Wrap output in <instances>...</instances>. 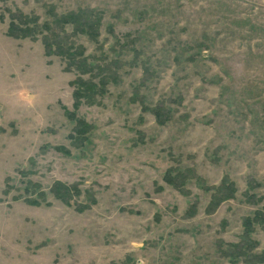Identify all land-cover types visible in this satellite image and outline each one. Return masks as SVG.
Segmentation results:
<instances>
[{
    "label": "rangeland",
    "instance_id": "374dc122",
    "mask_svg": "<svg viewBox=\"0 0 264 264\" xmlns=\"http://www.w3.org/2000/svg\"><path fill=\"white\" fill-rule=\"evenodd\" d=\"M78 8L100 12L95 41L51 22ZM6 9L50 24L92 71L46 54L40 35H7ZM76 77L105 83L75 99ZM54 181L78 190L68 205ZM263 252L264 0H0V264H264Z\"/></svg>",
    "mask_w": 264,
    "mask_h": 264
},
{
    "label": "trees",
    "instance_id": "16d2710c",
    "mask_svg": "<svg viewBox=\"0 0 264 264\" xmlns=\"http://www.w3.org/2000/svg\"><path fill=\"white\" fill-rule=\"evenodd\" d=\"M6 11L8 17L6 28L7 35L13 37H29L30 39H34L35 36L40 35L46 54H56L66 57L68 59V65H73L75 68L80 69L81 73L92 71L94 65L86 62L85 56H82L83 49H81L80 46H77L73 50H68L66 47H63L60 44V40L56 38L57 34L50 29L52 28L50 24L48 25L47 22L38 24L35 16L23 14L16 10L10 11L6 9ZM49 13L50 16L53 17L51 22L60 30H62L64 25H70L72 32H80L85 34L90 40H96L101 19L100 12L93 11L89 8H78L76 11H69L58 16L53 12ZM73 81L77 85L73 90L74 98L78 99L79 97H84L88 101L92 100V94L95 91H100L101 85L105 83L102 77H100L96 83L91 79H82L81 77H76ZM76 104L77 102L74 103V106ZM155 113L157 116V111H155ZM77 124V128L75 129L76 132L80 133L85 130L83 121L78 120ZM25 185L27 186H24L23 189L27 195L23 197V201L28 204L38 205L40 203L39 199H44V192L39 190L38 185L30 181H26ZM222 187L228 189L229 193L226 194V196H230L232 191L231 187L229 185H222ZM77 191L78 190L73 185L65 184L60 181H54L49 188V192L53 198L65 205L69 204V199L74 193H77ZM259 214V212H255L252 217L244 218L242 225L245 233L251 231V225L255 220L258 222L262 221L263 217H259ZM247 242L248 240L246 242L244 241L245 244ZM260 260H264V257Z\"/></svg>",
    "mask_w": 264,
    "mask_h": 264
}]
</instances>
